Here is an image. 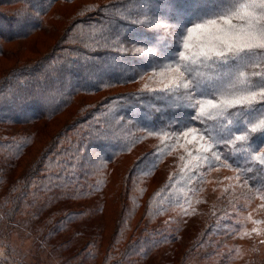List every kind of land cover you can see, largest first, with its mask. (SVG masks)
I'll return each mask as SVG.
<instances>
[{
  "label": "trees",
  "instance_id": "obj_1",
  "mask_svg": "<svg viewBox=\"0 0 264 264\" xmlns=\"http://www.w3.org/2000/svg\"><path fill=\"white\" fill-rule=\"evenodd\" d=\"M219 2L171 0L169 5L162 0L151 10L172 17L175 28L177 21L194 20ZM124 9L136 17L131 0H0V217H18L19 223L28 221L33 230L44 227L49 234L66 232L70 236L64 243L71 244L75 237L69 232L79 228V236L91 229L87 223L102 212L115 188L107 186L115 179L123 203L106 237L107 248H119L117 264H146L154 253L175 249L180 229H165L162 217L172 208L178 216L188 213L209 168L231 164L246 169L238 172L242 182L264 197V132L259 130L264 104L253 105L250 113L246 108L248 114H242L237 125L258 126L250 133L256 149L249 150L252 159L226 163L221 158L209 166L198 142L189 146L191 136L169 131L177 120L188 119L187 110L165 93L152 91L178 74L153 72L145 60L110 42L124 32L154 39L145 28L129 23L121 14ZM100 29L95 42L86 39ZM169 35L162 32L159 40L171 56L176 43ZM257 70L264 73V67L249 69ZM161 164H166L165 180L156 186L153 174ZM94 199L101 202L89 206ZM140 208L145 224L129 234L130 221ZM222 210L211 215L202 236L211 248L209 238L217 235L224 220ZM79 222L86 224L75 226ZM96 229L89 241L104 239L108 227ZM235 229L227 233L232 236ZM84 250L78 254L86 259L90 250L86 255ZM182 257L184 262L186 255Z\"/></svg>",
  "mask_w": 264,
  "mask_h": 264
},
{
  "label": "snow or ice",
  "instance_id": "obj_2",
  "mask_svg": "<svg viewBox=\"0 0 264 264\" xmlns=\"http://www.w3.org/2000/svg\"><path fill=\"white\" fill-rule=\"evenodd\" d=\"M131 2L137 8L136 17H131L129 9L121 14L129 17V23L151 32L154 39L145 41L124 32L110 42L145 60L153 72L162 69L178 74L162 88L152 89L165 93L170 102L188 112V119L177 120L169 131L199 140L201 155L209 166L221 158L226 163L237 159L247 163L252 159L249 150H256L250 133H255L258 126L253 124L249 129L245 125L242 129L237 125L242 114H248L246 108L250 113L253 105L264 104V73L249 71L264 67V0H220L217 7L194 20L177 21L175 28L171 27L172 17L151 10L162 0ZM167 2L171 5V0ZM97 31L103 29L93 30L86 39L95 42ZM197 31L211 36V42L198 46L190 43L189 38ZM162 32L174 37L176 48L171 56L159 40ZM259 130L264 132V124Z\"/></svg>",
  "mask_w": 264,
  "mask_h": 264
},
{
  "label": "rangeland",
  "instance_id": "obj_3",
  "mask_svg": "<svg viewBox=\"0 0 264 264\" xmlns=\"http://www.w3.org/2000/svg\"><path fill=\"white\" fill-rule=\"evenodd\" d=\"M189 39L190 43L198 46L202 43H210L212 37L197 31ZM195 141L200 144L199 140L189 137V146ZM166 161L167 159L164 162ZM223 165L227 166L208 169L203 187L198 192L199 196L196 199L198 201L189 207L186 215H179V217L175 213L178 212L175 208L163 215L162 227L175 228L176 231L180 229V232L177 231L179 237L176 243H178L173 245L174 250L166 252L164 249L154 253L146 264H264V197L246 188L238 168L229 167L228 164ZM161 166L153 174L154 185L159 186L165 180L166 164ZM124 171L125 169L121 173ZM115 182V179H111L107 186V189H112V185L115 188L113 193L104 200L102 212L87 223L88 228L91 229L79 236H76L80 233L79 228L69 232L75 237L71 244L64 243L70 236L66 232L49 234V230L44 227L33 230L27 225L28 221L19 223L18 217H14L13 220L12 218L6 220L4 216L0 217V264H117L119 248L114 249L113 252L107 248L106 242L110 227L123 203L119 186H116ZM12 198L8 200L7 206L5 205L8 210L13 207ZM100 202L99 199H94L87 204L97 207V203ZM219 206L223 209L220 217L226 221V224L223 225L222 221L217 228V235L209 238V241L213 239L211 248L208 245V239L203 242L202 236L211 221V215L215 210H220ZM142 214L143 209L140 208L130 221L129 234L134 232L139 223L145 224L141 221ZM85 224L79 222L75 226ZM105 225L108 229L102 233L104 239H99L98 242L88 240L92 235L95 236L96 227L102 228ZM226 226L227 229L224 231L226 233L222 235L218 233L221 227ZM232 226H236L237 230L235 229L231 236L227 232L230 233ZM48 228H51L50 225ZM47 236L52 240L47 241ZM198 241L200 245L195 246ZM91 242L96 244L95 247ZM178 245L179 248L176 249ZM84 248L85 255L88 253L87 250H90L86 259L78 254ZM123 253L127 254L126 251ZM184 255L186 257L183 262ZM105 257L107 260L104 261ZM119 264L124 263L119 262Z\"/></svg>",
  "mask_w": 264,
  "mask_h": 264
}]
</instances>
